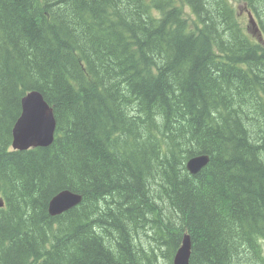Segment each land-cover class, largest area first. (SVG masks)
Segmentation results:
<instances>
[{
  "label": "trees",
  "instance_id": "trees-1",
  "mask_svg": "<svg viewBox=\"0 0 264 264\" xmlns=\"http://www.w3.org/2000/svg\"><path fill=\"white\" fill-rule=\"evenodd\" d=\"M242 1L0 0V264H173L185 232L191 264H264V0ZM32 90L54 140L14 150Z\"/></svg>",
  "mask_w": 264,
  "mask_h": 264
},
{
  "label": "water",
  "instance_id": "water-1",
  "mask_svg": "<svg viewBox=\"0 0 264 264\" xmlns=\"http://www.w3.org/2000/svg\"><path fill=\"white\" fill-rule=\"evenodd\" d=\"M250 22L259 30L251 12ZM56 131V119L52 107L38 90L26 93L22 98V112L13 127V147L26 150L32 147H46L52 144ZM210 160L208 154H199L189 158L187 168L192 173L200 171ZM82 201V195L70 189L56 194L49 204L51 215H59ZM5 204L0 198V207ZM192 238L185 232L181 246L178 248L173 264H191Z\"/></svg>",
  "mask_w": 264,
  "mask_h": 264
},
{
  "label": "rangeland",
  "instance_id": "rangeland-1",
  "mask_svg": "<svg viewBox=\"0 0 264 264\" xmlns=\"http://www.w3.org/2000/svg\"><path fill=\"white\" fill-rule=\"evenodd\" d=\"M231 2L240 10L245 18H247V9L242 0H231ZM254 28V27H253ZM254 32L257 33V31ZM161 264H170L167 258H162Z\"/></svg>",
  "mask_w": 264,
  "mask_h": 264
},
{
  "label": "bare ground",
  "instance_id": "bare-ground-1",
  "mask_svg": "<svg viewBox=\"0 0 264 264\" xmlns=\"http://www.w3.org/2000/svg\"><path fill=\"white\" fill-rule=\"evenodd\" d=\"M41 94H42V93H41ZM42 95H43V94H42ZM43 97H44V96H43ZM49 105H50V104H49ZM50 106H51V105H50ZM52 109H53V108H52ZM53 113H54V111H53ZM54 116H55V115H54ZM12 147H13V144H12ZM13 149H14V150H20V149H16V148H14V147H13ZM51 200H52V199H51Z\"/></svg>",
  "mask_w": 264,
  "mask_h": 264
},
{
  "label": "flooded vegetation",
  "instance_id": "flooded-vegetation-1",
  "mask_svg": "<svg viewBox=\"0 0 264 264\" xmlns=\"http://www.w3.org/2000/svg\"><path fill=\"white\" fill-rule=\"evenodd\" d=\"M0 198L4 199V197H3V196H1V195H0ZM4 201H5V200H4ZM4 205H5V204H4ZM4 205H3L2 207H4ZM0 208H1V207H0Z\"/></svg>",
  "mask_w": 264,
  "mask_h": 264
}]
</instances>
